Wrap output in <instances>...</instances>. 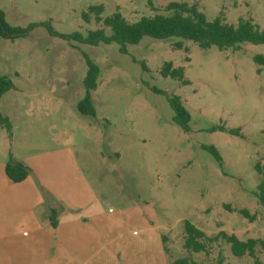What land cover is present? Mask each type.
Listing matches in <instances>:
<instances>
[{"label":"rangeland","instance_id":"374dc122","mask_svg":"<svg viewBox=\"0 0 264 264\" xmlns=\"http://www.w3.org/2000/svg\"><path fill=\"white\" fill-rule=\"evenodd\" d=\"M171 2L196 3L209 20L251 18L264 29V0H0V9L12 26L50 22L59 33L87 36L100 27L112 34L93 15L84 21L82 13L92 5L104 6L103 17L118 10L135 22L167 14ZM257 54L264 55V44L203 49L189 39L150 36L128 44L123 53L116 42L67 40L44 25L14 40L0 36V74L15 85L0 99L12 124L11 134L0 126V157L8 160L12 150L36 158L52 153L54 161L61 160L63 181L84 187V201L90 187L99 201L93 228L103 238L117 236L119 250L111 263L141 264L146 247L149 264L163 250L174 261L254 264L248 254L234 255L223 238L208 243L206 251L186 249L184 222L208 237L224 231L242 241L264 240L255 169L257 162L264 166V65L255 61ZM86 56L100 68L91 91L94 116L78 110L86 94ZM167 61L184 68L188 84L161 74ZM172 95H179L191 114L189 131L173 119ZM216 125L227 130H212ZM206 145L218 148L223 163ZM243 208L253 220L239 212ZM256 250L264 261V245Z\"/></svg>","mask_w":264,"mask_h":264},{"label":"trees","instance_id":"16d2710c","mask_svg":"<svg viewBox=\"0 0 264 264\" xmlns=\"http://www.w3.org/2000/svg\"><path fill=\"white\" fill-rule=\"evenodd\" d=\"M167 14L156 13L154 15L142 16L139 20L131 22L127 20L120 11H115L112 15L103 17L104 6L102 4L92 5L89 9L82 13L84 21L90 22L92 15L95 20L108 27L112 34H106L104 27H100L89 31L87 36L81 32L72 34H63L57 32L50 22L31 23L28 27L22 28L10 25L6 20V14L0 9V36L14 40L18 37L26 36L29 31L38 26L44 25L48 28L51 35L59 36L67 40H74L80 43L98 45L100 42L110 43L116 42L120 45V51L127 53L128 44H137L144 36H150L157 39H166L170 37H178L189 39L199 45L200 48L208 49L216 46L220 50L230 47H237L242 42H250L254 44H264V29L255 23L251 18H240L237 23H229L218 15L213 20H209L205 13L200 10L198 4H188L186 2H171L167 5ZM176 46L181 48V41L176 43ZM255 61L264 65V55H255ZM88 71L84 79L86 94L78 104V110L83 115H96L95 107L92 103L91 91L98 86L97 80L100 75L99 66L89 57L86 56ZM143 66L147 68L145 62ZM161 74L164 77H170L188 84L189 81L184 79V68L173 67L171 61L164 62L161 69ZM15 87L11 78L0 74V99L9 90ZM160 92L159 90H157ZM169 103L174 111V121L185 131L190 130L191 114L184 105L179 95L169 97ZM0 126H3L11 134L12 124L6 117L0 107ZM212 130H227L223 125H216ZM239 129H230L232 134H240ZM215 159L223 163V157L215 145H206ZM255 169L259 175V183L257 184V198L259 203L264 206V166L257 162ZM5 172L7 177L12 182H21L28 178L31 174L30 167L23 161L9 155L5 164ZM229 207V205H226ZM239 212L245 217L253 220L254 215H251L248 209H240ZM51 223L56 226L58 221L55 216V211L51 215ZM185 241L184 247L194 252L206 251L208 243H213L220 238L225 239L230 243L231 251L236 256L250 255L255 258L254 264H264L257 256L256 245L261 243L264 245V240L248 239L240 240L235 234H227L222 231L217 236L208 237L206 233L191 223L189 220L184 222ZM197 264L187 258H180L174 261V264Z\"/></svg>","mask_w":264,"mask_h":264},{"label":"crops","instance_id":"0c3cea01","mask_svg":"<svg viewBox=\"0 0 264 264\" xmlns=\"http://www.w3.org/2000/svg\"><path fill=\"white\" fill-rule=\"evenodd\" d=\"M11 155L27 164L33 176L12 182L5 172L8 155L0 157V264H102L101 257L106 258L103 264H116L110 258L118 254L117 236L103 238L92 225L99 212L93 190L87 187L84 201V187L63 181L61 160L54 161L52 153L36 158L12 150ZM53 211L56 226L51 223ZM161 253L152 264L174 263ZM141 254V264H149L148 248Z\"/></svg>","mask_w":264,"mask_h":264}]
</instances>
